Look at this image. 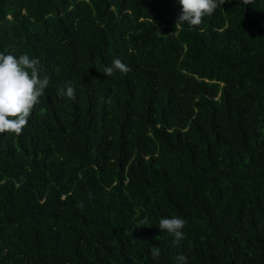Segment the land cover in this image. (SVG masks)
I'll return each mask as SVG.
<instances>
[{"label":"trees","instance_id":"16d2710c","mask_svg":"<svg viewBox=\"0 0 264 264\" xmlns=\"http://www.w3.org/2000/svg\"><path fill=\"white\" fill-rule=\"evenodd\" d=\"M180 13L0 0V52L50 78L22 134H0V264H264V0L197 27ZM116 58L131 71L105 76Z\"/></svg>","mask_w":264,"mask_h":264},{"label":"clouds","instance_id":"9594fccd","mask_svg":"<svg viewBox=\"0 0 264 264\" xmlns=\"http://www.w3.org/2000/svg\"><path fill=\"white\" fill-rule=\"evenodd\" d=\"M253 0H244L245 4ZM181 13L176 21L175 27H182L187 24L189 27H197L203 23L207 16H211L218 7L225 3V0H178ZM130 67L119 58L114 59L110 66L103 68L105 76H112L115 72L127 74ZM40 61L23 54L19 58L12 54L0 52V134H14L19 136L27 126L32 112L40 98L44 96L45 89L50 84L47 75L41 77ZM66 89V90H65ZM61 97L75 100V89L71 82H67L64 88L58 91ZM45 110L41 109V114ZM89 199H92L89 194ZM78 207L83 209L84 204L80 202ZM140 225L147 224L146 219L139 221ZM186 221L179 217L162 218L159 221V229L167 232L175 238V242L184 239V228ZM153 259L160 256L159 248L153 246L150 249ZM178 260L183 262L185 256H179Z\"/></svg>","mask_w":264,"mask_h":264}]
</instances>
